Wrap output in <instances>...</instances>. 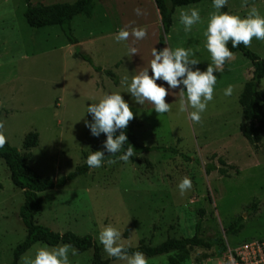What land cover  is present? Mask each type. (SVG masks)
<instances>
[{
	"label": "rangeland",
	"instance_id": "obj_1",
	"mask_svg": "<svg viewBox=\"0 0 264 264\" xmlns=\"http://www.w3.org/2000/svg\"><path fill=\"white\" fill-rule=\"evenodd\" d=\"M76 0H31L32 6L73 3ZM91 18L82 15L72 21L77 46L66 42L58 26L30 28L23 19V0H0V110L6 121L8 143L23 151L22 142L29 132L38 134V144L29 151L28 164L41 176L57 179L83 164L91 151L97 150L102 134L94 137L85 121H91L87 106L98 103L103 96L120 93L130 105L136 121L135 134L139 144L174 149L135 155L125 163H107L63 187L39 195L43 204L35 221L54 232L91 235L101 248V257L109 259L98 235L112 225L122 233L125 247H136L141 241L149 246L160 245L167 238H187L195 232L198 219L203 235L223 238L225 249L217 246L207 250L195 248L188 254L174 252L147 257L149 264H225L227 246L250 240H264V132L257 148L242 136L247 125L238 103L243 85L252 75L251 62L241 53L225 64L224 71L214 72L217 83L214 99L202 114V123L193 124L188 112L180 113L179 91L168 95L170 113L158 116L153 105L136 103L127 92L131 78L150 66L152 49L164 47L191 48L200 63L192 66L201 71L212 63L206 49L209 14L215 9L212 1H201L177 8L170 32L159 44L161 27L153 0H96ZM228 0L227 8L242 18L252 5L264 16V0ZM140 8L137 16L134 9ZM196 8L202 23L184 31L180 12ZM147 29V38L116 42L115 34L122 28ZM129 47L138 53L129 55ZM250 51L264 58V41L253 38ZM88 54L95 66L110 69L118 84L96 72L78 55ZM149 68V75H151ZM125 78H127L125 80ZM157 84L168 88L166 82ZM232 85L231 96L224 91ZM264 95V79L258 85ZM186 91V88H185ZM186 96V92H185ZM264 106V99H263ZM191 111V109H189ZM132 121V120H131ZM138 123V125H137ZM221 160V161H220ZM222 162V163H221ZM213 164L216 170L206 174ZM219 170H223L221 173ZM193 187L181 196L178 184L185 177ZM23 202L9 172L0 159V264H9L13 249L25 238L19 218ZM241 217L242 230L225 234ZM63 245V244H59ZM36 243L23 257L34 258ZM49 248H52L48 246ZM91 249L72 256L70 264H91ZM111 264H125L115 260Z\"/></svg>",
	"mask_w": 264,
	"mask_h": 264
},
{
	"label": "clouds",
	"instance_id": "obj_2",
	"mask_svg": "<svg viewBox=\"0 0 264 264\" xmlns=\"http://www.w3.org/2000/svg\"><path fill=\"white\" fill-rule=\"evenodd\" d=\"M227 3L228 0H213L212 6L215 11L209 14L207 29L204 32L206 49L212 61L207 69L201 71L197 67L193 70L192 66L198 65L200 61L194 58L195 53L191 48L177 47L173 50L170 47H164L157 51L154 47L151 52L153 58L150 66L134 75L130 84L127 85V92L131 94L136 103L152 104L158 116L170 113L172 104L166 102V97L170 94L176 95L170 92V89H178L183 85L184 88H180L179 91L178 112H188V118L193 124L202 123V114L214 99V88L217 83V76L214 72L224 71L225 64L235 58L228 44L231 43L232 48L240 45L250 47L253 38L264 41V16L260 14L258 8L252 5L247 16L242 18L236 14L220 11ZM247 6L248 0H243L241 7ZM134 11L137 16L143 14L140 8ZM180 23L184 26L185 32H190L194 25L202 23L200 11L196 8L181 11ZM147 35V29L143 27L132 28L131 31L122 28L115 34V40L118 43L126 42L132 37L139 41L147 38ZM136 53H138L137 48L129 47L130 56ZM149 68L151 75H149ZM158 80L166 82L168 88L157 84ZM233 91V86L229 85L224 95L231 96ZM86 113L91 114L92 119L91 121L86 120L85 126L90 129L94 137L105 134L107 138L103 143V148L109 154L107 157H117V159L106 160L105 151H91L86 159L89 168H100L105 163L113 165L118 161L127 163L131 157L136 155V150L128 144V137L124 131L129 122L135 118L134 113L120 93L107 94L98 103H91L87 106ZM5 124L6 121L0 120V148L8 142ZM125 145H127L126 148ZM192 187V180L185 176L178 184L180 195H185ZM98 239L110 258L124 261L125 264H149L144 253L140 251L128 253L122 242L121 231L112 225L103 227ZM69 254L72 256L78 254V250L71 244L52 248L43 246L36 250L34 258L23 257V264H70Z\"/></svg>",
	"mask_w": 264,
	"mask_h": 264
},
{
	"label": "trees",
	"instance_id": "obj_3",
	"mask_svg": "<svg viewBox=\"0 0 264 264\" xmlns=\"http://www.w3.org/2000/svg\"><path fill=\"white\" fill-rule=\"evenodd\" d=\"M26 4L23 13L25 23L32 29H40L43 27L58 26L61 33L70 45L77 46L79 41L73 36L72 21L76 16L82 15L86 18H91L95 9L96 0H76L73 3H56L43 6H32L31 0H23ZM204 0H153L154 6L158 13L161 36H159V44L164 41V36L170 31L173 22V14L179 7L195 4ZM212 1L213 0H206ZM220 11L233 14L225 6ZM229 49L235 53H241L247 58L252 65L251 78L244 83L243 89L239 95L238 103L242 110V116L247 125L242 129V136L254 148H257L261 141L264 132V95L258 90V85L264 79V58H259L255 53L250 51L247 47L240 45L237 48H232L231 43L228 44ZM78 55L87 64L91 65L93 69L108 76L114 84H118V78L110 69H102L95 66L88 54L80 52ZM1 120V110H0ZM138 125V123H137ZM136 121L129 122L128 127L124 130L128 137V144L132 145L136 150V155H141L151 151L177 153L176 150L158 147V146H144L139 144L135 134ZM119 131L117 132V135ZM102 141L100 147L94 151H105L103 143L106 140V135L102 133ZM38 144V134L36 132H29L24 136L22 142V150L28 154H22L17 148L11 146L8 142L0 148V159L3 161L9 172V178L12 185L21 190L23 195V202L19 208V218L25 228V238L13 249L11 261L9 264H19L20 257L28 251L36 243H44L50 247H56L59 244H71L81 254L89 249L93 251L91 257V264H111L117 259L109 258L103 259L101 257V248L96 244L91 235L78 236L72 232L58 233L54 232L48 227L38 224L35 217L41 212L42 198L40 193L54 188L63 187L67 182L85 175L91 169L86 161L76 166L75 169L66 175L57 179H52L48 176L39 175L29 164V151L35 148ZM127 145H125V148ZM92 151V152H94ZM109 154L105 151L106 160L117 159V157H107ZM119 155V154H118ZM221 161V160H220ZM222 163V162H221ZM216 170L213 164H208L205 168L206 174H210ZM224 173L223 170H219ZM243 228L241 217H238L225 231V234H237ZM223 238L216 233L211 238H206L203 235L202 221L198 219L195 224V232L191 237L187 238H167L160 245L152 247L144 244L142 241L136 247H126L129 254L135 251L144 253L146 257H155L169 253L188 254L189 251L195 248L211 249L215 246L225 249ZM244 242V241H243ZM242 243V242H241ZM239 244V243H237ZM235 244V245H237ZM234 246V245H233Z\"/></svg>",
	"mask_w": 264,
	"mask_h": 264
},
{
	"label": "built area",
	"instance_id": "obj_4",
	"mask_svg": "<svg viewBox=\"0 0 264 264\" xmlns=\"http://www.w3.org/2000/svg\"><path fill=\"white\" fill-rule=\"evenodd\" d=\"M225 264H264V240H250L227 246Z\"/></svg>",
	"mask_w": 264,
	"mask_h": 264
},
{
	"label": "crops",
	"instance_id": "obj_5",
	"mask_svg": "<svg viewBox=\"0 0 264 264\" xmlns=\"http://www.w3.org/2000/svg\"><path fill=\"white\" fill-rule=\"evenodd\" d=\"M174 14H175V15L178 14V10H177V9L175 10ZM174 14H173V17H174ZM170 29H171V28H170ZM169 32H170V31H169Z\"/></svg>",
	"mask_w": 264,
	"mask_h": 264
}]
</instances>
